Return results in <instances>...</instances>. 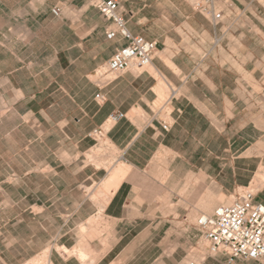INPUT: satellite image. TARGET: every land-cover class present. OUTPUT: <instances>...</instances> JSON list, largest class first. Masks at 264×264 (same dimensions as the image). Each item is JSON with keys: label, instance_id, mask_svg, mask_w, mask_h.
I'll return each instance as SVG.
<instances>
[{"label": "rangeland", "instance_id": "374dc122", "mask_svg": "<svg viewBox=\"0 0 264 264\" xmlns=\"http://www.w3.org/2000/svg\"><path fill=\"white\" fill-rule=\"evenodd\" d=\"M240 1L234 4L233 0H213L205 8H195L186 0H119L120 11L137 35L157 40L159 46L168 50L185 49L201 59L212 44L216 46L215 39L206 34L208 25L218 26L229 20L239 27L251 26L257 36L250 47L258 62L264 64V0ZM53 9H58L57 14ZM217 12L219 18L214 16ZM0 18L2 30L7 25L11 27L9 48L0 51V58L10 62V80L6 87L0 84V91L14 88L31 95L20 99L14 112L0 111V232L5 237L14 233L21 238L31 236L33 250L39 246L40 249L20 264H43L44 258L52 261L58 251L70 255L78 249L65 251L61 244L71 246L74 239L81 240L76 245L86 244L89 233L97 236L105 232L100 226L104 222L100 206L111 190L104 186L105 177L122 162L105 137L104 127L100 135L88 130L86 138L78 142L82 112L72 99H82L69 94L77 90L76 80L85 73L86 79L98 86L111 81L112 75L105 73V68L97 74L109 57L96 65L91 57L103 53L101 31L109 23L88 0H0ZM60 25L64 35L56 30ZM61 41L63 48L58 44ZM74 42L78 45L68 48ZM110 42L114 51L117 43ZM225 44L219 43L221 50L215 52L227 60L232 51ZM56 48L60 67L55 62L49 66L55 60ZM158 50L159 47L155 55ZM60 69L61 77L57 76ZM5 74L0 73V78ZM104 77H109V81H104ZM61 81L63 91L59 87ZM162 86L153 108H162L161 116L168 120L169 107L165 102L170 92L164 83ZM250 91L245 97L256 107L257 124L262 128L256 131V167L258 172H264V70L257 69L255 78L250 80ZM28 107L31 113L24 114ZM6 133L14 137L6 139ZM257 171L248 186L236 187L221 196L204 195L207 202L199 203L194 198L200 197L201 179L192 178L197 190L191 200L198 209L169 211L173 216L160 227V233L178 237L179 248L173 258L163 260L168 264H198L204 256L211 257L208 242L196 225L197 218L230 203L242 190L251 191ZM252 191L257 195V191ZM93 205L97 209H92ZM243 263L264 264V257Z\"/></svg>", "mask_w": 264, "mask_h": 264}, {"label": "crops", "instance_id": "0c3cea01", "mask_svg": "<svg viewBox=\"0 0 264 264\" xmlns=\"http://www.w3.org/2000/svg\"><path fill=\"white\" fill-rule=\"evenodd\" d=\"M240 2L233 0L234 4ZM126 26L132 34H137L128 22ZM111 27L109 23L101 31L105 47L103 53L91 56L95 65L126 43L120 36L106 38ZM10 29L9 25L3 30L0 26V51L9 48ZM56 30L65 34L62 25ZM205 31L215 39L216 46L212 44L202 59L185 49L168 50L157 42L158 55L152 58L148 70L137 72L130 68L102 86L86 79V73L78 76L77 90L69 94L71 98L82 99H72L82 112L78 142L86 138L88 130L104 127L105 137L122 162L105 177L106 188L117 167L125 168L116 174V185L100 206L104 219L100 226L105 232L97 236L89 233L84 240L86 244H74L81 242L80 239H74L71 246L61 244L65 251L78 249L70 255L58 251L52 264H168L163 258L174 257L179 240L175 235L161 234L160 227L173 216L171 210L198 209L191 200L197 190L192 178L201 179L200 197L194 198L198 203L207 202L204 195L229 194L236 187L252 182L257 171L256 131L262 128L257 124L256 107L245 96L251 92L250 80L255 78L257 69L264 70V64L258 62L250 47L257 34L251 26L239 27L229 20L218 26L208 25ZM112 40L117 43L114 51ZM219 43H226L232 51L227 60L216 53L221 50ZM58 44L63 48L64 42ZM76 45L74 42L68 48ZM59 59L56 48L55 60L49 66L53 62L58 66ZM9 65L8 59L0 58V73H6L0 78L2 87L9 84ZM62 73L60 69L57 76L61 77ZM162 81L170 92L165 102L169 107L168 120L161 116L162 108H153L158 92L163 89ZM59 87L64 90L63 81ZM26 96L20 89H2L0 111L15 110L16 103ZM118 112L124 116L109 121ZM23 113H31V108ZM4 136L14 137L8 133ZM255 200L264 204V186L255 194ZM2 236L0 232V264L23 263L40 249L39 246L33 250L31 236L21 238L16 233ZM213 255L204 256L198 264L246 261L237 259L229 263L223 253Z\"/></svg>", "mask_w": 264, "mask_h": 264}, {"label": "built area", "instance_id": "2783aa9c", "mask_svg": "<svg viewBox=\"0 0 264 264\" xmlns=\"http://www.w3.org/2000/svg\"><path fill=\"white\" fill-rule=\"evenodd\" d=\"M98 13L112 26L106 31V38L120 36L126 43L113 52L105 64V73L114 79L130 69H142L154 57L157 41L130 32L120 11L119 0H88ZM213 0H196L195 8H205ZM58 9H53L57 14ZM219 18V12L214 14ZM111 79V80H112ZM109 81V80H108ZM118 112L109 121L123 117ZM166 129L167 125L164 124ZM103 128L93 129L92 134H102ZM208 242L210 253H223L227 262L237 259L258 260L264 257V204L255 200V194L244 189L227 204L216 207L212 214H202L196 221Z\"/></svg>", "mask_w": 264, "mask_h": 264}, {"label": "bare ground", "instance_id": "6f19581e", "mask_svg": "<svg viewBox=\"0 0 264 264\" xmlns=\"http://www.w3.org/2000/svg\"><path fill=\"white\" fill-rule=\"evenodd\" d=\"M187 1V3H189L190 5L191 4H193L194 5V3H195V1L196 0H186ZM151 62V61H150ZM150 62L148 63V64H150ZM147 64V65H148ZM105 66V65H104ZM104 68L105 67H102V68H98L97 69V74H102L101 73V71L102 70H104ZM134 71H138V70H134ZM112 78H113V76H112ZM111 78V79H112ZM107 80H109V77H104V81H107ZM122 164V163H121ZM124 166L123 165H119L118 167H117V169H116V171L114 172V175L116 176V174L123 168ZM125 168V167H124ZM263 171H260L259 170V172L257 171V174H256V176H255V178H254V180H253V183H252V185H251V189L252 190H255V191H258V190H260V188H261V186H262V183H263V181H264V172L262 173ZM113 176V178H112V181L110 182V184L107 186V188L109 189H113L114 187H115V185H116V182H117V180H118V177L116 176ZM111 190H110V193H111ZM251 190V191H252ZM253 192V191H252ZM109 193V194H110ZM109 194H108V196H109ZM197 225V224H196ZM65 249V248H64ZM47 250V249H46ZM45 250V251H46ZM38 260H41L40 258H38ZM43 260V259H42ZM43 264H52V262L50 261V260H47V261H45V258H44V260H43V262H42ZM28 264H30V263H28Z\"/></svg>", "mask_w": 264, "mask_h": 264}]
</instances>
